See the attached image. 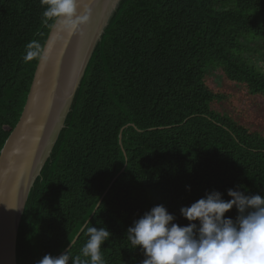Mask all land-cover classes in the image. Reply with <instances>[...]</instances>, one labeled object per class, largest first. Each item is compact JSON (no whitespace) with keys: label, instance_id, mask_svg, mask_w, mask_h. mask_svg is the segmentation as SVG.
Here are the masks:
<instances>
[{"label":"trees","instance_id":"1","mask_svg":"<svg viewBox=\"0 0 264 264\" xmlns=\"http://www.w3.org/2000/svg\"><path fill=\"white\" fill-rule=\"evenodd\" d=\"M42 11L39 0H0V154L39 64L23 62L25 45L46 44L52 29ZM260 57L264 0H121L29 194L18 264L59 255L75 240L79 255L88 221L112 233L102 246L106 264H141L125 233L152 207L164 205L185 226L181 207L208 191L225 200L237 186L264 195V126L214 108L233 105L214 82L219 72L264 96Z\"/></svg>","mask_w":264,"mask_h":264},{"label":"clouds","instance_id":"2","mask_svg":"<svg viewBox=\"0 0 264 264\" xmlns=\"http://www.w3.org/2000/svg\"><path fill=\"white\" fill-rule=\"evenodd\" d=\"M39 3L42 21L70 36L87 20L78 12L79 0ZM22 59L24 63L47 62L46 45L35 40L28 42ZM227 195L230 200H225L220 191L211 190L190 206L181 207V216L189 221L185 226L176 223V217L164 205L152 207L128 227L126 247L141 250L145 257L141 264H264V195L248 194L241 186L227 189ZM233 209L237 211L235 219L226 217ZM81 231L86 240L79 255H72L70 242L60 255L46 254L37 264H106L102 246L112 233L107 227L93 226L91 221Z\"/></svg>","mask_w":264,"mask_h":264},{"label":"water","instance_id":"3","mask_svg":"<svg viewBox=\"0 0 264 264\" xmlns=\"http://www.w3.org/2000/svg\"><path fill=\"white\" fill-rule=\"evenodd\" d=\"M120 1L79 0L78 12L87 16L79 31L70 36L51 29L45 44L49 59L39 62L20 121L0 154V264H18V233L29 194L65 126L93 52ZM95 25V31H87ZM86 41L76 82L64 99L72 52L76 47L80 52Z\"/></svg>","mask_w":264,"mask_h":264},{"label":"rangeland","instance_id":"4","mask_svg":"<svg viewBox=\"0 0 264 264\" xmlns=\"http://www.w3.org/2000/svg\"><path fill=\"white\" fill-rule=\"evenodd\" d=\"M261 57L258 60L257 65L264 68V60ZM217 82L222 85L221 89L226 91V93L231 95L233 98V105H227L226 103L217 104L214 107L217 110L228 109L229 111H235L242 118V114L250 115L252 121L254 122L253 116L258 118V122L261 123L260 126H264V96L261 98H253L249 95L245 89H241L238 85L231 84L227 82L226 78L218 74V76L214 77V82ZM217 84V83H216ZM218 85V84H217ZM242 113V114H239ZM251 123V122H250Z\"/></svg>","mask_w":264,"mask_h":264},{"label":"bare ground","instance_id":"5","mask_svg":"<svg viewBox=\"0 0 264 264\" xmlns=\"http://www.w3.org/2000/svg\"><path fill=\"white\" fill-rule=\"evenodd\" d=\"M95 28H96V25L94 27H92V28L87 27V31H90V29H91V31H95ZM87 44H88V41H86L84 47L80 50V52H78V48L77 47L72 52L73 60H72L71 67L69 68V74H68L69 77H67L66 82H65L66 87L64 88V89H67V90L69 88V90H68V93H66V92L63 93V98L64 99L69 98L70 93H71V89H72L73 85L76 82L77 74L79 72L78 70H79V61L81 59V53H85L86 52Z\"/></svg>","mask_w":264,"mask_h":264}]
</instances>
